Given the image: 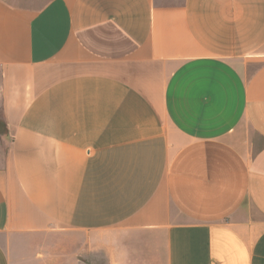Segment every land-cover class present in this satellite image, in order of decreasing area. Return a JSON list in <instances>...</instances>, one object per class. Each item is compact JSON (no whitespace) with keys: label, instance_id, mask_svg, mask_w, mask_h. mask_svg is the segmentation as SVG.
I'll list each match as a JSON object with an SVG mask.
<instances>
[{"label":"crops","instance_id":"0c3cea01","mask_svg":"<svg viewBox=\"0 0 264 264\" xmlns=\"http://www.w3.org/2000/svg\"><path fill=\"white\" fill-rule=\"evenodd\" d=\"M0 0V264H264V0Z\"/></svg>","mask_w":264,"mask_h":264},{"label":"rangeland","instance_id":"374dc122","mask_svg":"<svg viewBox=\"0 0 264 264\" xmlns=\"http://www.w3.org/2000/svg\"><path fill=\"white\" fill-rule=\"evenodd\" d=\"M9 1L13 2L15 5L20 7L41 8L49 0H9ZM165 2L172 3L173 1L165 0ZM4 133H5V128H3V123L0 118V163H3V161L6 159L10 144V139L1 138L2 135H4ZM94 261L95 263H90V264H107V261L105 260L103 255L99 256Z\"/></svg>","mask_w":264,"mask_h":264}]
</instances>
